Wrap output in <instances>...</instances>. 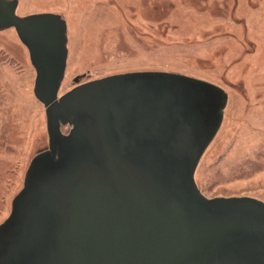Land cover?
I'll return each instance as SVG.
<instances>
[{"label": "water", "instance_id": "1", "mask_svg": "<svg viewBox=\"0 0 264 264\" xmlns=\"http://www.w3.org/2000/svg\"><path fill=\"white\" fill-rule=\"evenodd\" d=\"M17 7L0 0V31L12 28L28 52L48 146L0 224V264H264V202L208 199L194 180L227 94L150 71L59 96L66 22L52 13L18 17Z\"/></svg>", "mask_w": 264, "mask_h": 264}, {"label": "rangeland", "instance_id": "2", "mask_svg": "<svg viewBox=\"0 0 264 264\" xmlns=\"http://www.w3.org/2000/svg\"><path fill=\"white\" fill-rule=\"evenodd\" d=\"M17 1L18 17L52 13L66 22L59 96L93 80L150 71L222 89L223 120L197 165L195 183L208 199L264 202V0ZM34 81L15 31H0V224L32 158L48 146Z\"/></svg>", "mask_w": 264, "mask_h": 264}, {"label": "bare ground", "instance_id": "3", "mask_svg": "<svg viewBox=\"0 0 264 264\" xmlns=\"http://www.w3.org/2000/svg\"><path fill=\"white\" fill-rule=\"evenodd\" d=\"M42 173H43V172H42ZM105 219H106V218H104V220H101V221H100V224H99L100 226H102V225L105 224ZM100 229H102V228H97V227H96V228H95V232L100 231Z\"/></svg>", "mask_w": 264, "mask_h": 264}, {"label": "flooded vegetation", "instance_id": "4", "mask_svg": "<svg viewBox=\"0 0 264 264\" xmlns=\"http://www.w3.org/2000/svg\"><path fill=\"white\" fill-rule=\"evenodd\" d=\"M68 132V131H67Z\"/></svg>", "mask_w": 264, "mask_h": 264}]
</instances>
